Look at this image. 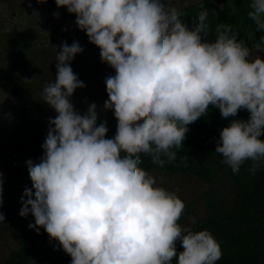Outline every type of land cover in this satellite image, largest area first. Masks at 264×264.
Wrapping results in <instances>:
<instances>
[{"label":"clouds","instance_id":"obj_1","mask_svg":"<svg viewBox=\"0 0 264 264\" xmlns=\"http://www.w3.org/2000/svg\"><path fill=\"white\" fill-rule=\"evenodd\" d=\"M55 3L75 14L101 62L114 69L105 78L104 109L118 123L109 139L106 122L97 124L95 103L83 114L75 109L71 97L86 85L71 62L84 49L78 41L64 42L55 79L42 90L56 116L49 119L43 156L26 162L32 187L24 189L20 216L31 214L29 228L37 234L43 228L71 264H216L219 242L208 230L179 223L185 203L142 167L143 157L162 168L176 159L188 126L210 106L224 119L243 109L248 119H233L222 129L215 153L233 174L248 161L255 174L264 165V59H251L229 24H217L210 40L209 9L202 2L191 26L167 0ZM249 8L248 18L264 31V0H249ZM33 17L39 18L35 10ZM2 192L0 178V206Z\"/></svg>","mask_w":264,"mask_h":264},{"label":"trees","instance_id":"obj_2","mask_svg":"<svg viewBox=\"0 0 264 264\" xmlns=\"http://www.w3.org/2000/svg\"><path fill=\"white\" fill-rule=\"evenodd\" d=\"M201 2L209 9L210 40L216 38L217 24H229L238 33L237 38L251 49L250 58L264 59L253 52L256 46L264 49V31H257L248 18L249 0H190L176 6L186 13L182 19L190 26L201 11ZM34 10L39 13L38 19L33 17ZM0 12L4 16L0 15V87L15 94L25 112L26 124L31 128L26 143L31 146L34 159L43 156L41 145L47 136L49 119L56 116L43 102L42 90L55 79V57L64 42L71 45L78 41L84 49L75 56L71 67L86 86L74 92L71 102L81 114L95 103L97 124L106 122V138L114 137L118 122L112 110L104 109V103L108 99L105 78L115 75V71L101 62L99 48H93L86 32L71 22L67 9L58 8L55 0L44 4L37 0H0ZM9 19L11 24H7ZM26 79L32 80L31 83L25 84ZM248 117L249 113L242 109L236 117L224 119L218 108L210 106L205 116L188 126L190 130L174 161L161 168L143 157L142 167L149 173L163 172L197 181L194 190L178 195L186 205L179 223L194 232L212 233L222 249V258L216 264H264V165L253 174L248 170L251 166L248 161L238 174H233L215 153L222 129L233 119ZM260 139L264 140V135ZM24 166L22 152L16 149V154L11 155L9 150L1 151L0 213L5 219L0 222V264H71V257L43 228L39 234L29 228L34 223L31 214L27 217L19 214L22 205L13 193L23 183ZM181 251L178 241L177 253Z\"/></svg>","mask_w":264,"mask_h":264},{"label":"rangeland","instance_id":"obj_3","mask_svg":"<svg viewBox=\"0 0 264 264\" xmlns=\"http://www.w3.org/2000/svg\"><path fill=\"white\" fill-rule=\"evenodd\" d=\"M190 0H167L170 5L182 6ZM14 9V7H13ZM1 17L3 14L0 12ZM71 22L75 23V14L70 15ZM11 20L7 21V24ZM95 45H93V48ZM254 54L257 56H264V49L256 46L254 48ZM31 132V128L26 124V115L22 109L21 104L11 91L7 88L0 87V154L2 150H9L11 155L16 154V149L22 152L24 167L22 172L25 174L23 183L16 187L13 197L22 205L21 198L24 195L25 187L31 188L32 182L30 180L26 162L31 159L37 162L38 157L34 159V153L31 146L26 142V136ZM21 146V147H20ZM157 178L158 184L169 191L175 192L177 195H181L195 189L197 181L184 178L181 176H172L163 172L150 173ZM162 181V183H161Z\"/></svg>","mask_w":264,"mask_h":264}]
</instances>
